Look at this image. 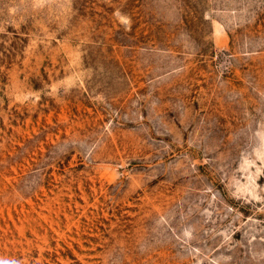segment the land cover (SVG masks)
Returning <instances> with one entry per match:
<instances>
[{"label": "rangeland", "instance_id": "374dc122", "mask_svg": "<svg viewBox=\"0 0 264 264\" xmlns=\"http://www.w3.org/2000/svg\"><path fill=\"white\" fill-rule=\"evenodd\" d=\"M0 264H264V0H0Z\"/></svg>", "mask_w": 264, "mask_h": 264}]
</instances>
